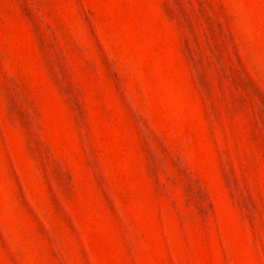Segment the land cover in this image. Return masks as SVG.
Masks as SVG:
<instances>
[{
	"label": "rangeland",
	"instance_id": "1",
	"mask_svg": "<svg viewBox=\"0 0 264 264\" xmlns=\"http://www.w3.org/2000/svg\"><path fill=\"white\" fill-rule=\"evenodd\" d=\"M0 264H264V0H0Z\"/></svg>",
	"mask_w": 264,
	"mask_h": 264
}]
</instances>
